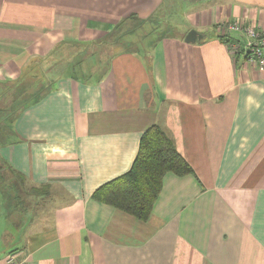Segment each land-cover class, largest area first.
Returning <instances> with one entry per match:
<instances>
[{"label":"crops","instance_id":"obj_1","mask_svg":"<svg viewBox=\"0 0 264 264\" xmlns=\"http://www.w3.org/2000/svg\"><path fill=\"white\" fill-rule=\"evenodd\" d=\"M166 10L178 32L155 33ZM232 19L264 31V0H0V100L52 79L2 127L0 205L15 216L0 215V264H264V69L230 52L244 40L225 32ZM190 29L201 40L185 42ZM114 33L120 47L77 74L78 52L67 67L54 53ZM152 124L193 173H166L141 221L91 194L130 168Z\"/></svg>","mask_w":264,"mask_h":264},{"label":"trees","instance_id":"obj_2","mask_svg":"<svg viewBox=\"0 0 264 264\" xmlns=\"http://www.w3.org/2000/svg\"><path fill=\"white\" fill-rule=\"evenodd\" d=\"M126 23L130 24L132 32L137 30L138 23L135 14H130L126 18ZM115 34H108V40L112 41L113 45L115 44L120 47V37L114 36ZM223 37V35L219 36L222 40ZM80 43L81 45L79 43L77 45L82 48L75 51L78 52L79 60L74 65L71 64L70 69L72 70L78 63L81 68V63L85 65V60L88 58V55L85 54V49L88 47V44L86 45L87 41H81ZM63 66L67 67V62ZM36 77H38L35 78L36 81L32 79L27 80V86H38L32 92H26L24 90L25 85L16 86L13 84V88L7 89L8 97L3 98V102L0 100L4 105L6 102L10 104L9 109L6 108L4 110H1L3 105H0V138L3 128H6L8 123H12L19 116L18 114L21 113L26 104L34 102L43 96L44 92L42 91L52 82V79L44 77V85L41 87V85H38L40 84L41 77ZM2 123L5 125H1ZM137 147V153L135 158H133L134 160L130 168L125 173L95 188L91 194V198L143 221L148 219L152 212V207L162 189L164 175L170 172L182 177L186 174H192L193 169L188 161L176 150L168 133L157 124H152L143 131ZM3 164L0 163V167L5 166ZM11 171L17 181L16 185L18 188L15 187L13 189L11 185L8 189L18 190L17 193H20L21 189H19V186L23 183L24 177L19 172ZM4 176L5 173L0 174L1 184L7 185L8 183L5 182L6 177ZM41 189L30 188L34 192Z\"/></svg>","mask_w":264,"mask_h":264},{"label":"built area","instance_id":"obj_3","mask_svg":"<svg viewBox=\"0 0 264 264\" xmlns=\"http://www.w3.org/2000/svg\"><path fill=\"white\" fill-rule=\"evenodd\" d=\"M225 32H239L243 35V42L230 41L228 48L232 54L243 53L245 62L255 66L259 70L264 69V31L256 26L236 19L223 23ZM12 254L7 255L4 264H19Z\"/></svg>","mask_w":264,"mask_h":264},{"label":"rangeland","instance_id":"obj_4","mask_svg":"<svg viewBox=\"0 0 264 264\" xmlns=\"http://www.w3.org/2000/svg\"><path fill=\"white\" fill-rule=\"evenodd\" d=\"M166 13L167 14H164L161 11H158L155 14L154 19L156 21H159V26H158V29H155V30H157V31H155V33H159V32H161L163 34H173V33H176L177 30L173 26V22L172 21L178 20V15L176 14V12H172V13L168 12V10H166ZM165 24H166V26H165ZM81 40H84V39H81ZM97 40H98V42H97ZM95 41L97 43L96 42H93L91 45H89L88 47H86V49H85V54L86 55L93 54L92 52L94 50L103 51V52H104V50H107L108 52H110V50L112 51L113 48H114L111 45L112 44V41L108 40V38L106 40L105 37H102V38L99 37ZM81 48H82L81 46L75 45L74 43H71V42H68L67 41L65 44L60 43L59 46H57V48H54L55 49V52L54 53L57 54L59 58H61V62L62 61L67 62L68 59L70 58L72 52H75L77 49H81ZM53 56H56V55H53ZM95 59H96V56H95ZM90 60H91V58H90ZM92 60H93V57H92ZM81 67L82 68L84 67V65L82 63H81ZM79 70H80L79 63L76 64V67H74L73 70L70 69V71H73L75 74H77ZM80 74H82V73H80ZM11 209H12L11 206H6L5 207V205H3V206H2V204L0 205V215H4V218L7 221H11L14 218V216H15L13 214V212L11 211Z\"/></svg>","mask_w":264,"mask_h":264},{"label":"water","instance_id":"obj_5","mask_svg":"<svg viewBox=\"0 0 264 264\" xmlns=\"http://www.w3.org/2000/svg\"><path fill=\"white\" fill-rule=\"evenodd\" d=\"M201 34L197 33V31L195 29H190L187 33H185L184 36V41L191 43V42H195L197 39L201 40Z\"/></svg>","mask_w":264,"mask_h":264}]
</instances>
